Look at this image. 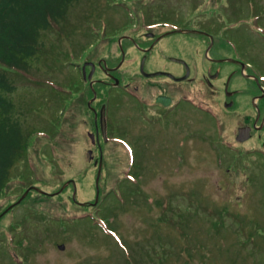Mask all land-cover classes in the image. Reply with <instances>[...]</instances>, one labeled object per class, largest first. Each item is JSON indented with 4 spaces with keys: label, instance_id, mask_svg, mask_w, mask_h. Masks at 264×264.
I'll list each match as a JSON object with an SVG mask.
<instances>
[{
    "label": "rangeland",
    "instance_id": "obj_1",
    "mask_svg": "<svg viewBox=\"0 0 264 264\" xmlns=\"http://www.w3.org/2000/svg\"><path fill=\"white\" fill-rule=\"evenodd\" d=\"M156 21L165 25L146 28ZM185 27L213 34L264 77V0H81L64 31L45 33L46 47L28 77L9 74L34 134L27 163L17 164L0 197L1 215L30 189L0 218V264H264V155L254 152L264 148V132L238 144L232 134L242 116L217 124L209 115L178 113L174 124L157 129L124 91L112 90L116 137L102 144L94 204L100 155L89 137L91 92L81 63L106 56L117 63L123 42L122 73L131 89L139 87L141 53L122 36L173 33L158 53L187 56L200 73L204 35L173 29ZM233 85L247 83L238 77ZM200 86L203 100L218 107L217 94ZM70 180L77 201L71 184L55 193Z\"/></svg>",
    "mask_w": 264,
    "mask_h": 264
},
{
    "label": "flooded vegetation",
    "instance_id": "obj_2",
    "mask_svg": "<svg viewBox=\"0 0 264 264\" xmlns=\"http://www.w3.org/2000/svg\"><path fill=\"white\" fill-rule=\"evenodd\" d=\"M164 21L150 23V26H146V28L161 29L165 25ZM182 29L186 32L179 33L204 35L201 40L203 45L199 47L204 49L206 63L201 66L200 73H194L191 61L187 56L175 58L174 55L171 56V51H168L167 54L165 50L162 51V54L158 53V49L161 50L165 39L173 33L162 34V36L151 32L145 39H137L130 35L122 36V40L131 42L132 46L141 53L137 75L142 79V82L139 87L133 86V91L130 85L133 81L127 80L122 73L127 49L123 42L118 44L121 55L117 63L113 62L109 56L100 57L96 61L84 60L81 63L82 77L89 87L86 88V94L91 92L86 101V107L91 121L89 137L95 146L94 150L97 148L100 155L95 162L97 168H99L100 162H102V167L104 165L102 144L110 140V136L116 130L115 120L112 117V90L124 91V95L135 102L138 112L141 115L146 113V118L151 123L153 122V126L157 129L160 128V125L166 127L174 124L178 113L186 116L194 112L201 117L211 116L217 124L221 118L230 121L235 117L242 116L232 134L238 144L251 141L259 132H264V78L258 75V70L254 68L253 63L245 55L236 52L227 53L223 42L220 39L216 40L214 35L209 32L204 30L189 32L196 29L187 27ZM172 62L178 67L171 64ZM226 67L231 68V71L225 76L224 69ZM98 73L103 76L100 77ZM153 73L158 74L148 75ZM238 77L244 78L247 83L243 88H235L233 85L235 78ZM195 85L198 86L197 89H195L197 87ZM200 85L210 88L213 94H217V103L213 104L218 107L203 100V89ZM220 85L221 88H219ZM150 87H154L153 90ZM192 88L195 91H192ZM241 96L245 97V104L240 102ZM227 112L229 117H224ZM113 137L116 136L113 135ZM254 152L264 155V148L255 149ZM126 180L128 179L126 178Z\"/></svg>",
    "mask_w": 264,
    "mask_h": 264
},
{
    "label": "trees",
    "instance_id": "obj_3",
    "mask_svg": "<svg viewBox=\"0 0 264 264\" xmlns=\"http://www.w3.org/2000/svg\"><path fill=\"white\" fill-rule=\"evenodd\" d=\"M79 2L81 0H0V197L14 178L17 164L22 160L27 163L34 134L33 130L26 129L21 118L12 96L18 87L9 74L28 77L32 62L41 59L46 47L45 33L64 31L62 25L68 22L71 7Z\"/></svg>",
    "mask_w": 264,
    "mask_h": 264
},
{
    "label": "water",
    "instance_id": "obj_4",
    "mask_svg": "<svg viewBox=\"0 0 264 264\" xmlns=\"http://www.w3.org/2000/svg\"><path fill=\"white\" fill-rule=\"evenodd\" d=\"M178 31H181V32H183L184 30H178ZM192 32H195L196 30H191ZM83 70H84V73H85V65L83 66ZM142 70H143V68H142ZM158 73H153V74H148V75H152V76H155V75H157ZM90 77H91V75H90ZM187 77V76H186ZM248 138V137H247ZM239 140H243V139H239ZM91 152V151H90ZM101 171H102V162H100V164H99V168H98V171H97V176H96V188H97V195H96V202L94 203V204H97V202H98V200H99V195H100V186H99V182H100V176H101ZM72 184L73 185V188H74V193H73V199L75 200V201H77V197H76V195H77V185H76V182L74 181V180H70V181H68V182H66L62 187H61V189L59 190V191H57V192H55V193H57V194H59V193H61L65 188H66V186L67 185H69V184ZM35 189H37L38 191H40L41 193H47V192H45V191H43V190H41V189H39V188H37V187H35ZM30 192V189L29 190H27L20 198H19V200L17 201V202H15L14 204H12L10 207H9V209H6L5 211L6 212H8L11 208H13L14 206H16V205H18L19 203H21L22 201H23V199L27 196V194ZM85 203H83V205H84ZM8 210V211H7ZM5 212V213H6ZM4 213V214H5ZM4 214H1L0 215V218H1V216H3ZM65 248V245H60V249H64Z\"/></svg>",
    "mask_w": 264,
    "mask_h": 264
}]
</instances>
